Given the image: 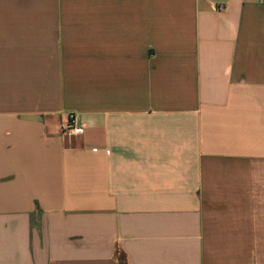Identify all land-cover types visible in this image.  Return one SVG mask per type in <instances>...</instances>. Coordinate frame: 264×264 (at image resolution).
<instances>
[{"label": "crops", "instance_id": "obj_1", "mask_svg": "<svg viewBox=\"0 0 264 264\" xmlns=\"http://www.w3.org/2000/svg\"><path fill=\"white\" fill-rule=\"evenodd\" d=\"M0 264H264V0H0Z\"/></svg>", "mask_w": 264, "mask_h": 264}, {"label": "built area", "instance_id": "obj_2", "mask_svg": "<svg viewBox=\"0 0 264 264\" xmlns=\"http://www.w3.org/2000/svg\"><path fill=\"white\" fill-rule=\"evenodd\" d=\"M76 117L71 114L70 115V119H69V122L67 124V126L65 127L64 131L66 134H70V135H79V134H82L83 132V129L82 128H79L77 126V123H76Z\"/></svg>", "mask_w": 264, "mask_h": 264}]
</instances>
